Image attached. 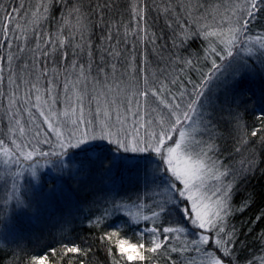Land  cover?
<instances>
[{
    "label": "snow or ice",
    "instance_id": "6c2138e0",
    "mask_svg": "<svg viewBox=\"0 0 264 264\" xmlns=\"http://www.w3.org/2000/svg\"><path fill=\"white\" fill-rule=\"evenodd\" d=\"M59 2L65 3L66 15L80 11L75 5L67 7L66 0ZM24 8L23 0H11L7 4L5 0H0V107L5 110L0 123H5L10 134L8 137H0V153L4 157L0 165L4 166L2 171L7 173V178L0 175L3 181L0 191L4 193L0 194V227L14 229L21 215L39 218L40 208L63 194L65 184L69 181L80 184L95 177L103 187L89 193L88 205L94 211L85 219L89 228L108 225L100 233L99 241L106 244L113 264H152L154 255L160 254L161 250L185 251L187 246L178 249L170 244L171 239L180 234L190 237L189 242L196 253L201 251V244L208 245L211 242L212 248L205 249L211 264H225L224 258H227L228 264H234V245L230 242V234L225 232L223 219L230 211L228 197L234 191L233 181L236 176L246 178L245 166L251 171V160L242 159L239 169L224 166L220 172V176L226 178L223 187L214 185L211 188L213 196L220 194L215 206L204 203L208 198L205 194L194 196L193 191L204 185L207 172L224 163L217 156L219 148L211 136L222 114L231 118L229 124L243 129L237 137L235 151L243 155L242 146L244 151H248L257 147L259 141L261 155L264 156V110L254 113L256 123L250 129L247 123L241 124V108L247 112V105L257 103L254 93L241 99L244 95L243 85L254 77H264V32L251 34L250 28L257 19V13L264 10V0H244L243 9L236 10L239 15L226 25L202 26L195 33L197 36L202 34L208 41L202 62L195 57L187 58L179 52L185 40L192 35L181 17L187 15L193 19L192 11L183 4L180 13L171 4L165 6L161 10L175 17L176 27H173L171 45L175 51L165 60L166 68L159 69V76L155 72L145 74L143 50L139 72L134 74V47H127V38L124 47H119L121 41L117 38L113 42L110 27L100 36L95 54L92 42L86 35L80 36L79 43L70 35L72 43L68 46L71 48L72 59L63 69L66 75L63 77L62 92L56 91L61 83L60 73L47 67L49 63H56L53 53L57 44L54 39L49 40L46 33L41 36L39 30L34 34V44L27 43L33 37L18 31L19 17L26 14L22 13ZM47 11L48 8L44 7V12ZM137 15L141 21L144 19L139 13ZM100 19L102 21L103 18ZM210 28L213 30L210 31ZM142 31L140 29V32H135L141 43ZM212 37L215 39H210ZM149 43L153 44L155 50V37ZM49 44L51 47H48ZM64 47L63 41H60L61 62L67 60L69 55ZM80 57H86L87 75L85 64L77 65ZM41 64L44 65L43 70ZM189 69L195 73L194 78L192 75H184ZM73 70L79 73L77 81L82 85L83 97L87 99V103H84L83 98L79 100V108L72 105L68 96V77ZM24 72L33 75L34 81L25 82ZM134 75L138 77L136 80L131 79ZM42 77L48 80L47 108L32 112L30 106L35 109L42 107L39 95L41 88L37 87ZM132 83L140 86L132 95L125 94L124 88ZM22 88L27 89L26 96L18 95ZM33 94L35 101L31 99ZM100 97H105L103 105ZM66 103L72 113L79 112L77 118L64 121L53 119L57 116L55 106ZM26 110L28 121L38 115L43 118L41 123H46L48 129L56 132L54 141L49 139L51 133H44L42 142L49 145L48 150H39L30 143L25 144L20 136L12 138L14 129H19L21 135L24 133L20 117ZM63 115L68 116L69 113L65 111ZM194 118L200 121L201 129L197 137L184 147L190 163L189 160L181 159L178 150L185 140L183 129L190 126V122L194 123ZM61 122L72 129L67 135L56 131ZM35 135H40L39 127ZM205 135L209 136L208 140L203 139ZM174 136L178 139H173ZM96 141H104L113 146L112 156L104 155L103 150L94 143ZM9 144L13 147L9 148ZM142 154L154 155L159 163L146 166L139 173L140 187L136 191V201L142 200L143 193L152 192V196L146 197L152 205L148 209L150 215L140 216L130 211L128 202L132 197H126V194L109 186L115 185L124 167H136ZM159 174L167 177L166 183L157 182ZM46 176L51 179V186L47 190L42 182ZM135 206L142 208L144 204L141 202ZM82 211L78 205H70L52 227H57L60 232L74 230L72 224L76 213ZM173 211L178 212L173 224L156 225L158 218L172 217ZM123 227L136 229L139 239L130 243L120 238ZM222 233L224 236H221ZM145 237L148 239L145 240ZM0 240L7 239L0 237ZM60 247L62 251L49 247L39 255L25 254L18 264H55L54 258L57 255L87 256L91 251L74 242L62 243ZM113 248L116 249L115 255ZM216 252L220 255L217 256ZM250 264L254 262L250 261Z\"/></svg>",
    "mask_w": 264,
    "mask_h": 264
},
{
    "label": "trees",
    "instance_id": "16d2710c",
    "mask_svg": "<svg viewBox=\"0 0 264 264\" xmlns=\"http://www.w3.org/2000/svg\"><path fill=\"white\" fill-rule=\"evenodd\" d=\"M9 2L11 0H5L6 4ZM225 2L227 0H66L67 7L75 5L80 10L79 13L74 12L72 15H66V5L59 2V0H23L25 8L22 13L26 14L19 17L20 28L18 31L25 36L33 37V39L27 41L30 45L34 44V34L37 30H39L41 36L46 33L49 40L54 39L57 44V48L53 53L56 62L60 61L59 43L63 41L64 51H67L69 55L68 59L61 62V64L66 66L72 59L71 48L68 46L72 43L70 35L75 37L76 43L80 42L81 35H86L92 42L95 54V48L100 43V36L105 34V30L110 27L113 33V42L119 38L121 41L119 47H124V40L127 38V47H134L132 65L137 71H139L141 51L143 50L146 59L145 73L148 74L156 71V69L166 68L165 60L175 51L171 47L173 27H176L175 17L165 14L161 9L171 4L180 13L182 11L181 4H183L185 8L192 11L193 19H190L187 15L181 17V20L185 22L184 26L190 30L192 35L185 40V43L179 49L181 55L191 59L201 57L200 54L205 49L201 35L197 36L195 33L202 26L208 24L206 19L214 20L216 11L220 7H224ZM44 7L48 8L47 13L44 12ZM37 8H39L38 11ZM33 13L35 14L33 15ZM137 13L143 16L142 21ZM101 17L103 18L102 21ZM89 20L91 23H89ZM170 24L172 27H169ZM250 28L251 34L264 32V10L257 13V19L252 22ZM140 29H143L141 32L142 43L137 40L135 35V32H140ZM152 37H155V50L153 44L149 43ZM48 47H51V45L49 44ZM80 64H85V68H87L86 57L78 58L77 65ZM50 65L55 66L56 64L49 63L47 67L49 68ZM40 67L44 68V65L41 64ZM242 91L244 95L241 96V99H246L254 93L257 101V103L247 105V112H244L243 107L241 108V116L243 117L241 124L247 123L250 129L256 123L254 113L264 110V77H254L246 81ZM230 119L226 114L220 115L218 117V127L212 130L213 141L219 148L217 154L224 163L231 164L236 169H239L242 159L251 160L252 167L249 171L248 167L245 166L246 178L236 176L233 186L234 191L229 199L230 211L228 216L223 219V226L225 232L230 234V242L234 245L232 248L234 264H250V261L254 264H264V156L261 155L259 141H257V147L248 149V151H244L242 146L241 152L243 155L235 151L237 137L242 134L243 129L229 124L228 120ZM175 138L176 136L173 137V139ZM5 142L7 143V140ZM99 149L103 150L104 155L112 156L106 146ZM253 156H255V159H252ZM144 158L152 161L156 157L150 154L144 156ZM156 162L159 163L158 159H156ZM142 170L138 169L137 174L131 176L129 184H127L126 180L128 178L122 177L124 176L123 168L119 177L116 178L115 185L109 186L114 187L121 194H126V190L129 191L132 200L128 203H132L134 207V211L131 213L140 216L150 215L148 209L152 206L151 202L146 199V197L152 196V192L143 193L141 201L135 199L136 191L140 187L139 173ZM157 182L163 184L159 176ZM94 183L95 187L88 189L83 183L77 184L76 181H69L65 184L63 194L57 196L46 206L41 207V216L43 214L50 216L54 203L56 205L59 202L67 204L68 201L73 200V206L78 205L79 208L83 209L82 212L76 213L75 222L72 224L74 230L60 232L52 226L42 227V221L41 228L47 230L48 238L43 239L42 234L39 233L41 231L34 227L39 223L37 217L35 220L26 222L25 225H23L25 221L20 220L16 223L15 229L26 234H36L37 239L36 243L19 244V242L13 240L12 231L0 227V237H6L7 239L6 241L0 240V264H18L20 258L25 254L39 255L47 251L49 247L62 251L61 244L69 242H74L86 250L90 248L91 251L87 256L61 257L57 255L54 258L55 264H113L112 256L109 255L106 244L99 241L100 233L107 229L108 225L105 224L103 228H89L85 219L94 211V209L90 210L88 205L89 193H94L98 189L96 187L101 185L96 178ZM43 184L45 190H47L51 186V179L44 177ZM126 197H129V195L126 194ZM141 202H143L144 207L139 209L135 205ZM170 218L162 216L155 223L157 226H168L171 225ZM38 242H41V245L38 246ZM179 242L172 238L170 241L171 247H177L176 245ZM22 244L26 246L23 247ZM206 247L211 249L212 244H208ZM31 248H34V250H30ZM115 252L116 249L113 248V255H115ZM216 255L219 256L220 253L216 252ZM177 256L176 252L161 250L160 254L154 255L152 264H185L184 258H173ZM224 259L225 263L228 264L227 258ZM132 264H140V262H132Z\"/></svg>",
    "mask_w": 264,
    "mask_h": 264
},
{
    "label": "rangeland",
    "instance_id": "374dc122",
    "mask_svg": "<svg viewBox=\"0 0 264 264\" xmlns=\"http://www.w3.org/2000/svg\"><path fill=\"white\" fill-rule=\"evenodd\" d=\"M243 7H244V0H233V1H228L227 0V2H225V6L224 7L223 6L220 7V9H218L216 11V14H215L216 17L214 18V20H207L206 17H205L206 21L208 22V24H206V25H217V24L221 25V26L226 25V24H228V22L230 20H234L236 18V16L239 15V13L236 10L237 9H243ZM209 30L211 31L213 29L210 28ZM201 37H202L203 42H204V47L206 48L208 46V41H206L204 39L202 34H201ZM210 39H215V38L212 37ZM200 55H201V57H199L198 59H200L201 62H202V58H203L204 52L201 53ZM55 64H56L55 66L54 65H50L49 69L54 68L57 73H60V75H61V83H60L59 87L56 89V91L57 92H62V89H63V77L66 75L64 73V71H63L65 66L61 64V61H57ZM160 69H162V68H160ZM169 69L170 70H168V71L171 72L172 69L171 68H169ZM41 70H43L42 67H41ZM132 70H133L134 74L139 72V71L136 70L134 65H132ZM18 71H19V69H18ZM154 72L156 73L157 76L160 75L159 69H156V71H154ZM49 74L51 75V73H49ZM85 74L87 75V68H85ZM145 74L147 75V72ZM78 75H79L78 71L73 70L72 75L70 77H68V79L70 80L68 96L70 97L72 105L77 107V108H79V100L81 98L84 99V103H87V99L83 97V94L81 92L82 85H80L78 83V81H77ZM92 75L93 76L95 75L94 71H93ZM184 75H192L193 78L195 77V73H192L190 69L187 72H185ZM137 78L138 77L136 75H134L131 79L136 80ZM23 79H24L25 82H27L29 80H33L34 81V76L29 74V73H27V72H24L23 73ZM139 86L140 85L137 84V83H132L130 85H127L124 88V93L127 94V95H132L134 93L135 89L137 87H139ZM29 87H30V85H29ZM37 87L41 88V92L39 93V95L41 96L40 103H41L42 107L40 109H35V108H31V106H30L29 110H31L32 112H38V111H41V110H45L47 108V104L45 103L48 100V92H47L48 80H47V78L42 77L41 78V83L38 84ZM5 90H7V89H5ZM26 94H27V89L26 88H22L20 93H18V95H22V96H26ZM31 99L33 101H35V94H33L31 96ZM104 101H105V97H100L101 105L104 104ZM93 106H95V105H93ZM55 107L57 109V116L54 117L53 119H56V120H59V121L71 120V119L77 118V116L79 115L78 111L75 114L72 113L71 108L69 107V105L67 103L64 104V105L57 104ZM65 111H67L69 113L68 116H64L63 115V113ZM4 112H5L4 108L0 107V117L4 116ZM45 114L46 115L48 114L47 111L45 112ZM27 115H28V110H26L25 113H23L21 115V117H20V122H21V126L24 128V133L21 135L19 133V129H14L13 134H12V138L15 139L16 136H20V139H23L25 144H29L30 143L32 145V147H35V148H37L39 150H48L49 145L48 144H44L42 142L43 137H44V133L45 132L51 133V135L49 136V139L54 141L55 137H56V132H53L51 129H48L46 123H41V121L43 119L42 117H39L38 115H36V116H34L32 121H28L27 120ZM194 120H195V118H194ZM49 122H51V121H49ZM37 127H39V129H40V135L39 136L35 135V133L37 131ZM200 129H201V123H200L199 120H195L194 123L190 122V126L185 127L183 129V131L185 132V140L182 143L181 149L178 150V154L181 156L182 160H189V162L191 163V160L189 159L188 153H186L184 151V147L190 141H192L193 138L197 137V132H199ZM70 130H72L70 128V126L69 127H65L63 122H61L59 128L56 129V131L62 133L63 135H67V133ZM9 135H10L9 131H8V128L5 126V123H0V136L8 137ZM211 136H212V140H213V134ZM175 139H178V137H176ZM203 139L204 140H208L209 136L205 135L203 137ZM38 140L41 141V143H37ZM19 142H20V140L18 139L17 143H19ZM94 143L96 145H98L99 148L106 146V149H108V152L110 151L111 153L110 152L109 153L113 154L112 150H111L113 146L108 145L104 141H96ZM8 146H9V148L13 147L11 144H9ZM26 150L30 151L31 148H27ZM146 155H150V154H142L141 157L139 158L138 162H137L136 167H134L132 169L124 167V172H123L124 176H122V177H124L125 179L128 178V180H126L127 184H129V179L131 178V176H134V175L137 174L136 171L138 169H144L146 166H149V165L155 166V165L158 164L156 162V159H158L157 157L155 159H152V161H150V160H146L144 158V156H146ZM217 156H218V154H217ZM2 159H4V157H3V154L0 153V160H2ZM219 159L221 161H223L220 157H219ZM225 165L233 166L231 164L223 163V165H218L216 167H213L210 172H207L204 175V185L200 189H194L193 195L194 196H200L203 193V194H205L208 197L207 199L204 200V203L215 206V202L218 199H220V194L217 193L215 196H213L211 194V188L214 185L223 187L226 178L223 177V176H220V172H222L224 170V166ZM3 167H4L3 165H0V175H2L4 178H7V173L2 171ZM45 171H46V169H45ZM158 176L162 179L163 183L167 182V177L166 176H164L163 174H159ZM215 177H219V179L217 180ZM236 178L237 177H235V180H236ZM235 180L233 181V186L235 184ZM42 182L44 183V178H43ZM94 182H95V177L88 179V181L87 182H83V184L89 189V188H94L95 187V183ZM2 187H3V181L0 180V188H2ZM99 187H103V185H100V186H98L96 188H99ZM0 194H4V193L2 191H0ZM126 194L129 195V197L131 196V193H129V191H127V190H126ZM230 196H231V194H230ZM230 196L228 197V200L230 199ZM73 204H74L73 200H71V202L68 201L67 204L59 202V204L56 205L54 203V206L52 208V213H51L50 216H46L44 214L41 216L42 210L40 208V211H41L40 212V216H39V218H37V221L39 223L36 226H34V227H36L37 230L41 231L39 233L42 234L41 236L43 237V239H48V238H47V233H46L47 230H45L44 228H41V222L43 221L42 227H50V226H52L53 224L56 223L57 220H59L61 218V216L64 213H66L68 211L69 206L70 205L73 206ZM129 208H130L131 212L134 211V207L132 206V203H129ZM171 215H172V217L169 220L171 221V224H173L175 216L178 215V212L173 211L171 213ZM49 217H51V219H48ZM35 219H36L35 216H32L30 218L28 215H21V216H19L17 218V223L20 220H23V221H25L23 223V225H25L26 222L28 223L30 220H35ZM218 223H219V221H218ZM55 228H57V227H55ZM9 231H12L11 234H12L13 240H15L16 242H19V244H21V243H27L28 244V243H34V242L36 243V239H37L36 238L37 237L36 234H26L24 232H20V230H17L15 228L12 229V230H9ZM222 235H223V233L221 234V236ZM120 238L127 239V240H129L130 243H135L137 241V239H139V233H138V231L136 229L123 227ZM183 238H185V239L181 240ZM144 239L147 240L148 237H145ZM173 239L180 241L176 245L177 246L176 248L179 249V248H182L184 246H187V250H185V251H177L176 253H177L178 256L177 257H173V258H184L185 264H211V259L206 255V253L204 251L207 248L206 246H208V245L201 244L200 245L201 251L199 253H196V252H194L192 250L193 246L189 242L190 241V237L189 236L180 234V235L174 236ZM45 241H47V240H45ZM210 244H211V242H209V245ZM22 245H24V244H22ZM37 245L38 246L41 245V242H38ZM25 246L26 245H24L23 247H25ZM30 250H34V248H31Z\"/></svg>",
    "mask_w": 264,
    "mask_h": 264
}]
</instances>
